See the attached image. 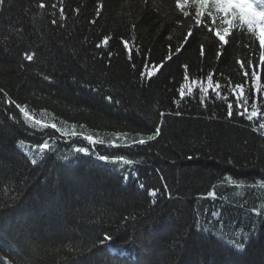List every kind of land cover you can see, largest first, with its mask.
Segmentation results:
<instances>
[{
    "label": "trees",
    "instance_id": "trees-1",
    "mask_svg": "<svg viewBox=\"0 0 264 264\" xmlns=\"http://www.w3.org/2000/svg\"><path fill=\"white\" fill-rule=\"evenodd\" d=\"M195 12L176 0L0 5L2 264H212L233 237L245 244L237 264H264V223L252 211H264L259 41L234 26L221 45L194 23ZM208 26L224 25L217 17ZM26 51L36 53L32 61ZM208 75L213 88L202 93ZM237 83L248 114L258 113L251 121L235 111ZM155 127L161 134L146 145L110 147L146 139ZM85 135L104 143L89 145ZM197 233L219 242L201 243ZM106 235L112 240L100 244Z\"/></svg>",
    "mask_w": 264,
    "mask_h": 264
},
{
    "label": "snow or ice",
    "instance_id": "snow-or-ice-1",
    "mask_svg": "<svg viewBox=\"0 0 264 264\" xmlns=\"http://www.w3.org/2000/svg\"><path fill=\"white\" fill-rule=\"evenodd\" d=\"M147 2V0H145ZM5 3V0H0V5H3ZM192 3L196 6V12L194 16V23L195 24H201L203 23L204 26L206 27V30L209 33H212L215 38H218V42L221 45H226L228 44V37L231 34V30L233 29L234 26L239 27L241 29L246 28L247 32L254 35L255 38L259 41V53H258V62L260 65H264V0H176V6L183 11L184 6L186 4ZM39 8L43 9L45 8L44 3H40ZM52 8H56V5L53 4L51 5ZM102 7V5L100 6ZM59 13L60 17H64L65 10L63 7L59 8ZM96 14H100V8L98 7L96 10ZM55 15V13H53ZM185 16L188 15L187 12L184 13ZM207 16L208 19L202 22V17ZM217 17H219L220 22L222 25H224L222 28H213L209 27L208 25H214L217 22ZM52 24H56L57 20L53 19L51 21ZM94 23V21H93ZM192 33L189 31L187 35L185 36L184 43L188 42V37L191 36ZM108 38L105 37L103 44H107ZM124 46L128 47V41H124ZM179 51V49H177ZM201 54L203 55V46H201ZM36 55L35 52H28L26 51L24 53V59L27 61H32L34 59V56ZM166 59L171 60L172 56L168 55ZM245 65L241 63V67L243 68ZM133 67H135L133 65ZM249 75L248 72L244 73V76L247 77ZM251 75L255 77L257 80L260 79L259 76H257L255 69L253 68ZM47 79V77H46ZM207 82H208V88H202L201 92L202 93H207L210 89L213 88V76L208 75L207 76ZM215 88L219 89L220 84L216 83ZM3 90L0 89V92ZM231 92L235 94V103L237 105L236 107V113L240 116H245L247 115V119L251 121L253 117H256L258 115L256 110H251L250 114L249 109L246 107L248 104V100L244 99L243 101L239 99L244 94V86L241 83H237L234 88L230 89ZM180 96H184V89H180ZM105 99L112 101L113 97L111 95H107ZM9 103H14V101H9ZM118 103V101H116ZM15 107L23 113L24 117L29 120H33L34 118L29 116V113L25 108H22L21 105L16 104ZM227 116L231 118L233 116V104L232 103H227ZM179 115V113H176ZM35 124H40L41 121L39 120H34ZM53 129H57L56 124H52L50 126ZM261 128H264V124L260 126ZM161 134V129L160 127H155V129L152 131L150 135L147 136V138H135L132 140L131 144L125 142L122 144L116 143L114 140L110 147H115V148H132L135 147L136 145H146L149 141H154L156 138ZM64 135H67L66 133ZM72 136H76V132L71 133ZM120 138L121 140L124 139V137L127 136V133H117L115 134ZM84 141H86L89 145L95 146L97 143L103 144V140H97L91 135H85L81 137ZM43 147H47L46 144L43 145ZM77 153H83V154H88L89 153V148L88 147H77L75 149ZM191 157H189L190 159ZM98 159L101 161H108L109 157L107 155H99ZM119 159L123 161L125 164H131V160H124L123 156H120ZM33 165L37 163L35 159L31 161ZM264 175V174H262ZM264 186V185H262ZM141 188L144 187V185H140ZM149 195L153 197V203H155V197H157V190H152ZM210 195H215L214 193H210ZM253 212L256 213L257 217H260L259 223H264V211H259L255 208L252 209ZM213 217H217L219 213L213 212L211 214ZM195 227V225H194ZM251 227V225H249ZM197 236L199 237V242L201 243H218L219 241L214 240L212 237V234L209 233L208 236H204L203 233H197ZM112 237L110 235H106L103 237L102 240L99 241L100 244H104L106 241H111ZM231 247H225L221 246L220 249V256L221 259L216 261H212V264H237V261L233 259V257L243 255L244 249H245V244L239 242L238 239L235 237L231 238L230 241ZM0 264H2V261H0ZM199 264V262H197ZM205 264H208V262H205Z\"/></svg>",
    "mask_w": 264,
    "mask_h": 264
},
{
    "label": "rangeland",
    "instance_id": "rangeland-1",
    "mask_svg": "<svg viewBox=\"0 0 264 264\" xmlns=\"http://www.w3.org/2000/svg\"><path fill=\"white\" fill-rule=\"evenodd\" d=\"M219 18V17H218Z\"/></svg>",
    "mask_w": 264,
    "mask_h": 264
}]
</instances>
